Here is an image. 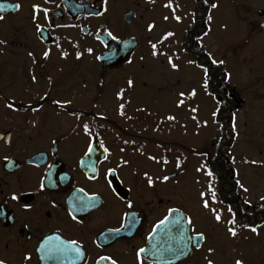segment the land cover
<instances>
[{
    "label": "flooded vegetation",
    "instance_id": "1",
    "mask_svg": "<svg viewBox=\"0 0 264 264\" xmlns=\"http://www.w3.org/2000/svg\"><path fill=\"white\" fill-rule=\"evenodd\" d=\"M115 1L0 0V260L4 264H111V260L117 264H189L208 242L206 229L195 227L192 211L179 205L176 173L141 171L135 159L126 157L128 143L116 134L114 117L99 114L97 109L57 108L51 98L63 75L85 69L97 75L99 84L105 73L116 71L101 69L100 75L99 63L77 64L82 59L77 51L68 61L60 53L52 57L54 49L61 51L66 34L78 37L71 41L72 47L78 41H93L104 53L106 49L97 37L105 33L115 36L106 21ZM201 1L205 6L210 3ZM199 2L195 0L194 15ZM83 5H88L89 13H78ZM253 14L256 21L250 19ZM244 16L250 21L243 29L245 36L252 40L257 33L264 35V5ZM140 17L149 21V16ZM152 26L148 22L146 31ZM127 38L134 36L120 39ZM135 53L128 65L134 62ZM150 53L156 56L158 46L153 49L151 45ZM127 84L128 78L126 87L116 93L120 115ZM226 93L216 95L218 113L223 111L224 102L239 106L235 97ZM84 124L88 125L87 133ZM165 176L169 178L166 181ZM213 205L203 208L220 225L222 221H216L210 211L219 204ZM169 209L187 214L192 220L191 235L203 233V239L198 241L199 247L193 240L189 257L175 263L178 246L170 240L165 248L162 235L157 248L161 261L150 262L141 253L138 256L139 249H147L149 235L169 215ZM73 240L77 244L71 247L78 248L79 255L72 250L59 251ZM101 256L111 259L101 261Z\"/></svg>",
    "mask_w": 264,
    "mask_h": 264
},
{
    "label": "rangeland",
    "instance_id": "2",
    "mask_svg": "<svg viewBox=\"0 0 264 264\" xmlns=\"http://www.w3.org/2000/svg\"><path fill=\"white\" fill-rule=\"evenodd\" d=\"M169 3L171 7L166 6ZM213 3L217 7L211 9L209 33L200 44L227 72L228 88L239 104L232 131L234 142L228 155L239 180V194L248 201L251 210L264 202V35L257 33L252 40L245 36L243 29L249 27L250 21L244 20L243 14L256 12L264 2L210 0ZM129 10L137 15L131 25L123 19ZM195 10V0H116L106 21L115 36H134L138 40L134 62L123 70L105 73L104 81L100 80L99 84L97 75L85 69L63 75L62 84L51 91V98L57 108L97 109L99 114L114 117L116 134L128 143L126 157L135 159V166L141 171L178 173L179 205L191 210L197 221L195 227L205 228L208 234L203 251L197 252L189 264H208L209 260L213 264H235L236 260L243 264H264V225L256 233L245 229L233 237L226 228L230 218L227 208L220 204L215 208L223 220L220 225L203 208L204 199L212 206L217 203L209 199V186L214 187V181L206 174L207 167L203 164L204 156L218 143L215 137H219V127L212 115L217 102L206 92L205 74L183 52ZM141 15L149 16L148 22L153 25L149 31H146L148 22ZM176 16L180 17L179 21ZM257 18L255 14L250 17L255 21ZM77 38L72 34L63 36L61 51L54 49L52 57L67 53L63 56L68 61L77 51L82 56L77 64H98L95 55L102 53L100 45L78 41L72 47L71 41ZM151 45L158 46L156 56L150 53ZM102 73L99 66V74ZM127 78L128 81L131 78L132 85L127 84L128 93L123 101L127 110L121 116L116 93L126 87ZM130 116L134 120H128ZM62 123H67L65 118ZM201 192L207 195L201 197Z\"/></svg>",
    "mask_w": 264,
    "mask_h": 264
},
{
    "label": "trees",
    "instance_id": "3",
    "mask_svg": "<svg viewBox=\"0 0 264 264\" xmlns=\"http://www.w3.org/2000/svg\"><path fill=\"white\" fill-rule=\"evenodd\" d=\"M199 1L198 13L194 15L193 23L185 35L183 51L191 56L201 69H207V88L211 94L218 95L220 92H225L226 90V96H228L229 90L224 79H222L224 76L221 67L216 63H212L213 58L200 45V40L209 31L208 21L211 4L209 3L208 6H205L203 1ZM232 106H229L228 102H224L223 111L217 113L216 120L219 125L220 138L216 146L207 154L208 171L210 170L213 173L212 179L218 196L235 210L236 223L234 227L236 230H250L246 225L256 228L264 225V206L252 210L246 208V203L238 192L239 184H237L236 173L228 161L227 151L232 147L234 142L232 127L235 111L231 110L235 107ZM121 113L124 115L123 111Z\"/></svg>",
    "mask_w": 264,
    "mask_h": 264
},
{
    "label": "water",
    "instance_id": "4",
    "mask_svg": "<svg viewBox=\"0 0 264 264\" xmlns=\"http://www.w3.org/2000/svg\"><path fill=\"white\" fill-rule=\"evenodd\" d=\"M78 13H89L88 5L80 6ZM135 17V13H128L125 15L124 21L126 24H131ZM83 32L86 33V29H84ZM97 38L102 42L104 47L107 48V51L98 57V61L101 63L104 71L108 69H119L131 62L133 53L139 45L136 39H113V36H109L108 33L100 34ZM177 220H179V224L174 223ZM190 230L187 216L181 212L178 214L171 213L166 224L161 225L151 236L148 243L149 248L147 251H144L142 255L152 261L161 259V253L159 252L158 255L156 249L159 238L164 235L165 248L170 245V240L173 241L174 245L178 246L174 256L175 262L187 258L191 251V243L187 240V238L191 236Z\"/></svg>",
    "mask_w": 264,
    "mask_h": 264
},
{
    "label": "snow or ice",
    "instance_id": "5",
    "mask_svg": "<svg viewBox=\"0 0 264 264\" xmlns=\"http://www.w3.org/2000/svg\"><path fill=\"white\" fill-rule=\"evenodd\" d=\"M205 2H207V0H205ZM166 6H167V7H171L172 5H171V3H169V4L166 5ZM211 6H212L213 8L217 7V5H216L215 3H213ZM16 7L18 8L19 5H16ZM34 8L37 9V10H39V6H38V5H34ZM45 12H46V10H45ZM101 14H102V13H101ZM165 19H167V17H165ZM175 19H176L177 21H179V20H180V17H179V16H176ZM209 19H211V17H209ZM108 35L111 36V33H108ZM168 35H172V33H168ZM113 39H115V37H113ZM152 47H153V49H155V48H156V45H152ZM88 51L91 52V49H89ZM48 54H49L48 52H45V53H44V56L47 57ZM153 54L155 55L156 53L154 52ZM29 55H31V53H29ZM63 55H67V53H64ZM169 63L171 64V66H172L173 68H176V67H177L176 64H174V63L171 62V59H169ZM212 63L215 64V63H217V61H216V60H213ZM219 63H223V61H219ZM204 72H205V74H207V69H204ZM32 79L35 80V77H32ZM128 84H129V86H131V85H132V81L129 80V81H128ZM204 86L207 87V84H205ZM181 95H183V93H181ZM191 95H193V96L195 95V90H193V92L191 93ZM56 103L59 104L60 102L57 101ZM66 103H67V102H66ZM180 103H183V101H180ZM7 106H8L9 108H12V107H13V104L9 103ZM121 107H123V105H121ZM193 111H195V109H193ZM216 114H217L216 112H213V113H212L213 117H215ZM169 119H174V117H169ZM83 127H84V131L87 133V132L89 131L88 125H87V124H84ZM233 129H235V123H233ZM89 151H91V147L89 148ZM252 163H256V162H255V161H252ZM110 171H111V170H110ZM206 174H207L208 176H210V177L213 175V173H212L210 170L207 171ZM163 179L166 181V180H168L169 178H168L167 176H165ZM148 183H149V185H152V184H153V181H152L151 178L148 179ZM237 184H239V180H237ZM41 187H43V185H41ZM240 187H241L245 192L247 191V189L244 188V186H243L242 184H240ZM209 191L211 192V199H212L213 201H215V200H216V194H215V191L212 190L211 185L209 186ZM205 195H207V193H204V192H201V193H200V196H201V197H204ZM12 198H13V199H17L16 196H13ZM262 199H264V197H262ZM245 203H248V201H245ZM202 204H203V207H204L205 209H209V201H208L207 199L202 200ZM128 206H129V207H132L131 203H129ZM175 211H177V210H176V209H169V214H171V213H173V212H175ZM210 211L214 214V218H215L216 221H220V220H221V215H220L219 212H217L216 209L213 208V209H210ZM228 211H229V212H232V209L229 208ZM232 215H233V219L230 220L228 223L234 225V224L236 223V221H235V213H232ZM73 219H75V217H73ZM168 220H169V217H168V216H166L163 220H160V221L158 222V224L153 228V233H154L157 229H159V228L161 227V225H165L166 222H167ZM174 223L179 224V220L175 221ZM188 224H189V225L192 224V220H191L190 218L188 219ZM246 227H249V228H250V231H252V232H254V233L257 232V228H256V227L247 226V225H246ZM116 231H119V229H117ZM228 231H229V233H230L233 237H235V236L237 235V231H236L235 227H230V228H228ZM149 239H151V234L149 235ZM201 239H203V233H199V232L195 234V237L189 236V237L187 238V240H188L189 243H191L193 240L197 241V244H196L197 247H199V243H198V241L201 240ZM76 244H77V241H75V240L70 241V242H68V246H67V247H65V248H63V249H59V251L72 250V251H75L77 255H79V254H80L79 249H78V248H72V247H71V246H74V245H76ZM144 251H145L144 248L139 249L138 256H139V253H143ZM209 251H211V249H209ZM25 258H26V259H30V257H25ZM110 259H111L110 257H104V256H101V257H100V260H101V261H103V260H110ZM0 264H4V261L0 260ZM111 264H117V262H116L115 260H111ZM208 264H213V262H212L211 260H209V261H208ZM235 264H243V262H242L241 260H236Z\"/></svg>",
    "mask_w": 264,
    "mask_h": 264
},
{
    "label": "bare ground",
    "instance_id": "6",
    "mask_svg": "<svg viewBox=\"0 0 264 264\" xmlns=\"http://www.w3.org/2000/svg\"><path fill=\"white\" fill-rule=\"evenodd\" d=\"M228 158H229V155H228Z\"/></svg>",
    "mask_w": 264,
    "mask_h": 264
}]
</instances>
